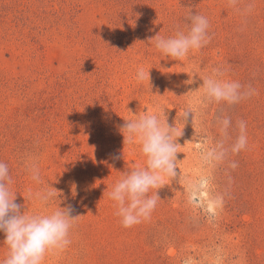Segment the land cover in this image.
I'll return each instance as SVG.
<instances>
[{"label": "rangeland", "instance_id": "obj_1", "mask_svg": "<svg viewBox=\"0 0 264 264\" xmlns=\"http://www.w3.org/2000/svg\"><path fill=\"white\" fill-rule=\"evenodd\" d=\"M196 12L209 20L201 49L176 61L149 42L187 31ZM218 67L251 94L208 101L199 86ZM157 110L181 133L176 174L125 228L108 192L146 157L118 127ZM0 161L22 212L78 215L44 264H264V0H0ZM51 186L47 205L28 198Z\"/></svg>", "mask_w": 264, "mask_h": 264}, {"label": "clouds", "instance_id": "obj_2", "mask_svg": "<svg viewBox=\"0 0 264 264\" xmlns=\"http://www.w3.org/2000/svg\"><path fill=\"white\" fill-rule=\"evenodd\" d=\"M235 2V0H232ZM187 31L177 30L174 35L163 37L159 34L149 38V42L164 56L182 61L191 51L205 46L210 36L208 34L209 20L199 13H190L187 17ZM225 71L213 68L209 76L202 77L203 95L208 101L236 103L250 92H242L241 84L224 79ZM150 77L144 68H138L135 79L143 82ZM194 113L191 106L185 109L182 118L187 122ZM163 117H166L163 118ZM228 120L224 124H228ZM244 123H240L241 133ZM123 135L124 145L139 144L140 151L146 157V166H137L125 172L112 186L108 197L115 202L116 215L120 217L125 228L132 227L148 218L155 208L158 190L164 176L176 174L177 138L181 136L176 123L170 125L165 110L140 114L132 119H125L118 127ZM246 145V137L241 134L234 146L239 151ZM119 158V157H117ZM31 178L41 183L38 165L31 162L28 165ZM12 177L6 163L0 161V232L5 234L3 243L8 252L0 264H44L47 254L64 250L70 245V231L78 217L73 215L74 209L69 205L52 209L45 213L26 214L21 211L22 205L16 202L11 184ZM51 186L29 193V199H34L42 205H47L57 196ZM152 189H157L154 195H149Z\"/></svg>", "mask_w": 264, "mask_h": 264}]
</instances>
